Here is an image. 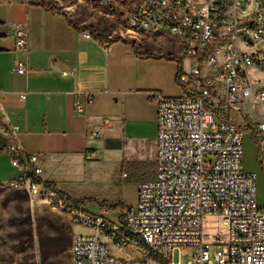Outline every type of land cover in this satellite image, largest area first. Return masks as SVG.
I'll return each mask as SVG.
<instances>
[{
  "label": "built area",
  "instance_id": "1",
  "mask_svg": "<svg viewBox=\"0 0 264 264\" xmlns=\"http://www.w3.org/2000/svg\"><path fill=\"white\" fill-rule=\"evenodd\" d=\"M113 3L88 0V9L106 10ZM134 4L126 30L107 41L135 45L167 37L183 53L177 74L182 95L151 94L157 107L156 170L139 186L137 204L94 209L47 188L39 182L42 158L25 151L18 126L11 127L3 149L20 172L11 186L41 199L40 209L47 206L90 232L74 235L71 264H173L177 250L193 252L188 264H264L258 177L244 168V130L261 144L264 138V0ZM57 5L63 8L60 0ZM10 28L17 49L27 53L28 24ZM83 35L92 39L90 31ZM13 72L24 75L28 68L17 60ZM244 106L255 108L256 118L238 109ZM110 123L104 120L103 128ZM106 134L97 129L87 138L98 143ZM97 153L89 147L85 161Z\"/></svg>",
  "mask_w": 264,
  "mask_h": 264
},
{
  "label": "crops",
  "instance_id": "2",
  "mask_svg": "<svg viewBox=\"0 0 264 264\" xmlns=\"http://www.w3.org/2000/svg\"><path fill=\"white\" fill-rule=\"evenodd\" d=\"M40 1L0 0V203L30 199L26 190L11 186L20 175L3 151L12 126L20 128L25 151L41 156L42 182L55 184L59 193H71L81 186L82 167L88 172L84 154L93 144L99 149L113 140L130 142L139 162H145L150 146L156 152L158 135L157 107L151 94L182 95L177 74L183 53L175 45L157 49L146 44L149 40L142 41L137 44L141 56L133 44L123 42L105 50L76 29V24L85 26L73 14L63 8L64 15L54 14ZM57 2L46 0L47 4ZM24 24L29 26L27 53L17 49L10 28ZM17 60L25 63L26 74L13 72ZM77 106L83 108L82 114ZM107 119L110 126L103 128ZM97 129L107 134L100 142L90 143L87 136ZM254 140L252 133L248 138L244 135V168L257 174L258 202L264 207V171ZM77 168V174H60L63 169ZM64 180L69 182L64 184L66 189L59 184Z\"/></svg>",
  "mask_w": 264,
  "mask_h": 264
},
{
  "label": "rangeland",
  "instance_id": "3",
  "mask_svg": "<svg viewBox=\"0 0 264 264\" xmlns=\"http://www.w3.org/2000/svg\"><path fill=\"white\" fill-rule=\"evenodd\" d=\"M60 1L63 9L70 10L78 24L106 36L105 38L126 30L131 8L135 5V0H127V7H121L115 0L106 10L91 11L88 9V0ZM72 8L75 9L74 12L71 11ZM146 44L157 49L175 45L177 51L181 50L167 37L156 41L149 40ZM239 108L243 113L256 118L255 108ZM244 135L248 138L251 131L245 129ZM153 141L149 144L152 145ZM261 145V161L264 166V138ZM155 154L154 146H150L143 159L145 162L142 163L139 162L134 144L122 140L110 141L107 146L98 149L93 160L88 161V172L84 173L82 167L78 178L81 186L75 187L74 192L61 191V194L69 195L77 201L88 200L85 205L94 209L99 206H118L114 211H119L122 204L135 206L139 186L155 177ZM77 171L79 172V168L63 169L60 174H77ZM124 174L128 176L127 179H122ZM65 183L69 182H59L64 189L67 186ZM40 203L41 199L31 198L23 200L22 203H14L9 199L0 203V264H71L74 235L90 232L71 224L66 217L52 212L47 206L40 209ZM115 216L116 214L112 215L113 218ZM193 256V252L189 250H177L172 254V263L188 264Z\"/></svg>",
  "mask_w": 264,
  "mask_h": 264
},
{
  "label": "trees",
  "instance_id": "4",
  "mask_svg": "<svg viewBox=\"0 0 264 264\" xmlns=\"http://www.w3.org/2000/svg\"><path fill=\"white\" fill-rule=\"evenodd\" d=\"M118 2H119V5L120 6H122V7H125L126 6V3H125V1H123V0H117ZM40 5L42 6V7H44V8H46L47 10H50L51 12H53L54 14H58V15H64V13L65 12H63V11H61L60 9H59V7H58V5H57V3H52V4H47L46 3V0H41L40 1ZM52 5H54V7L52 6ZM127 7V6H126ZM76 29L78 30V31H80V32H82V33H84V32H87V31H90V33H91V35H92V39L94 40V41H96V42H99L101 45H104V44H106V43H108V44H110V45H113L114 43H110V42H108L107 41V38H105V37H102V36H100V35H98L96 32H94L92 29H90V28H88V27H79L77 24H76ZM134 50H135V53H136V55L137 56H141V53H140V51H141V46H139V45H137V44H135L134 45ZM148 58H151V56H147ZM254 137V139H255V136H253ZM256 140V139H255ZM256 145H258L259 146V159H258V163H259V165H260V167L264 170V166H263V164H262V161H261V157H262V150H261V143H259V142H257L256 141ZM0 153H1V151H0ZM40 183H43L47 188H49V189H53V190H55V191H57L56 190V186H55V184H53V183H44V182H42L41 180L39 181ZM60 196H63V194H61V193H59V192H57ZM75 204H85L86 202L85 201H75L74 202ZM118 207V206H117ZM117 207H114V208H112L113 210H116L117 209Z\"/></svg>",
  "mask_w": 264,
  "mask_h": 264
},
{
  "label": "water",
  "instance_id": "5",
  "mask_svg": "<svg viewBox=\"0 0 264 264\" xmlns=\"http://www.w3.org/2000/svg\"><path fill=\"white\" fill-rule=\"evenodd\" d=\"M93 146H96V144H93Z\"/></svg>",
  "mask_w": 264,
  "mask_h": 264
}]
</instances>
